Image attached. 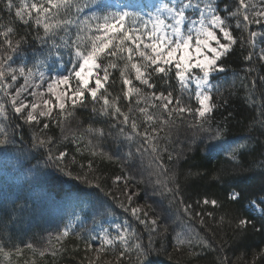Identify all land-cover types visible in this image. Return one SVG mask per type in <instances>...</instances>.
<instances>
[{
    "label": "snow or ice",
    "instance_id": "6c2138e0",
    "mask_svg": "<svg viewBox=\"0 0 264 264\" xmlns=\"http://www.w3.org/2000/svg\"><path fill=\"white\" fill-rule=\"evenodd\" d=\"M237 52L247 68L243 77L233 76L246 81L244 103L255 106L259 118L253 119L264 137V0H0V149L17 147L18 138L23 144L27 130L30 149L46 156L45 167L64 175H70L68 163H77L61 147L65 144L75 145L81 155L87 152L89 172L93 159L118 163L121 174L113 184L123 199L107 195L131 218L115 224L114 232L113 225L104 227L114 209L101 201L91 206L93 228L81 230L78 222L84 217L76 214L45 245L20 246L12 228L23 224L24 205L6 199L0 206V264H44L46 257L67 251L69 238L81 242L80 264H152L170 229L175 250L187 254L189 264H198L206 250L216 253L213 264H233L223 244L214 245L192 227L195 222L203 229L217 211L223 223L230 210L218 199L189 203L182 194L185 184L206 180L208 174L177 173L169 164L187 158L175 149L180 126L197 130L193 144L196 139L214 142L207 145L209 155L223 151L235 162L233 168L249 153L257 137L229 143V128L215 115L229 101L224 84L214 81L230 71V61L240 58ZM84 113L87 121L78 118ZM53 130L59 136L50 134ZM226 173L211 179L227 183ZM82 182L100 188L88 176ZM140 185H145L143 196ZM149 186L152 196L175 209L172 216L167 208L157 211L160 201L140 206L138 198L148 196ZM246 198L260 215L229 219L233 238L243 239L249 230L264 233V195L253 199L233 188L228 197L235 205ZM262 257L245 264H264Z\"/></svg>",
    "mask_w": 264,
    "mask_h": 264
},
{
    "label": "trees",
    "instance_id": "16d2710c",
    "mask_svg": "<svg viewBox=\"0 0 264 264\" xmlns=\"http://www.w3.org/2000/svg\"><path fill=\"white\" fill-rule=\"evenodd\" d=\"M115 2L121 4L145 1L115 0ZM221 3H224V0H221ZM144 10L149 11V9ZM237 57L240 58L234 57L230 61V71L226 74H219L214 81L224 84L222 91L224 97L229 101L227 105L219 108L215 115L216 121H224L227 124L229 143L234 145L237 142H244L243 138L250 134L257 137L251 142L249 153L239 160L237 167L233 168L232 165L235 162H231L223 151L209 155L207 145L214 142L196 139V143L193 144L192 141L196 137L197 130L180 126L174 132L175 149L176 152L183 150L187 158L178 162L174 160L169 164V168L177 173L200 171L208 174L206 180L184 185L182 194L185 200L192 203L196 199L205 197L218 199L227 210H230L231 215L226 216L224 222L221 223L220 215L223 213L217 211L214 219L207 218L206 226L203 229L195 222L192 223V227L200 231L201 235L212 241L214 245L223 244V251L233 264H245L264 253V233L249 230L245 238H233L232 229L228 223L229 219L237 215H251L257 218L259 215L249 208L247 198L242 205H235L228 197L233 188L253 199L264 195L262 192L264 189V167L260 166L264 160V156H262L264 137L259 136V125L253 119L259 118L255 106H246L244 103L246 90L243 83L246 81L242 82L241 79L233 76V72H235L239 77H243L247 68V64L239 52H237ZM225 89H231L236 94L229 95V91ZM78 118L87 121L88 115L84 113ZM249 128L253 130L251 133H249ZM30 134V131L26 130L23 144L19 143L18 138L17 147L0 149V206L6 199L16 200L18 204L24 205L23 224L12 228L13 239L17 245L23 246L24 243L29 242L36 243L38 246L45 245L48 238L54 236L58 229H62L65 224L75 218L76 214L84 217L79 222L81 230L93 228L91 206H98L101 201L111 203L114 209V215L104 223V227H109L107 224L111 220L123 223L124 219H131L107 195L112 193L123 199L120 195V187L113 184L114 177L121 174L118 163L93 159V171L89 172L87 152L81 155L75 151V145L65 144L61 147L68 151L69 158L75 155L77 163H68L67 171L70 175H64L55 168L45 167L46 156L39 151L30 149L28 143ZM50 134L59 136V131L53 130V133ZM189 146H191V150H189ZM81 163L85 165L83 169L79 167ZM146 163L147 161H145V166ZM225 170H227L225 174L227 183L211 179L212 175L223 173ZM144 174L146 175V172ZM84 176L92 179L93 184L99 183L100 188L87 186L82 182ZM93 177H99V179L96 180ZM144 188L145 185L139 186L141 196L144 195ZM153 200L160 201L159 207L153 205L157 207V211L167 208L169 216L175 212L174 208H168L167 200L151 195L150 186L148 187V196L143 199L138 198V203L146 207ZM84 205L86 208L82 213L81 209L84 208ZM169 223L176 227L172 220H169ZM132 224L134 228L142 229V226H138L134 220ZM169 235L170 239L160 242L163 246L159 248V254L152 257V264H189L191 258L187 254L175 250V238L171 229ZM144 236L146 238L147 233H144ZM65 244L67 251L54 259L46 257L44 264H80L84 256L81 242L69 238ZM78 246L80 251H73ZM261 259L264 260V257ZM215 260H217L216 253L206 250L198 259V264H213ZM257 264H261V260H257Z\"/></svg>",
    "mask_w": 264,
    "mask_h": 264
},
{
    "label": "rangeland",
    "instance_id": "374dc122",
    "mask_svg": "<svg viewBox=\"0 0 264 264\" xmlns=\"http://www.w3.org/2000/svg\"><path fill=\"white\" fill-rule=\"evenodd\" d=\"M132 1H136V0H132ZM137 1H139V0H137ZM145 2H148V3H154V4H156V3H160L161 2V0H144ZM111 2L112 3H115V4H117L116 2H115V0H111ZM150 10V9H149ZM144 12H147V11H145V10H143ZM141 207H145L143 204L142 205H140ZM86 208V206L84 205V208L83 209H85ZM253 212H255V213H257L258 215H260V213H259V211H253ZM75 218H73L72 220H74ZM71 220V221H72ZM78 224H79V222H78ZM115 224H121V223H119V221H116V220H111V221H109L108 222V226L109 225H113V228H112V231L114 232L115 231V229H114V225ZM97 231H99V229H97ZM98 243V242H97Z\"/></svg>",
    "mask_w": 264,
    "mask_h": 264
}]
</instances>
